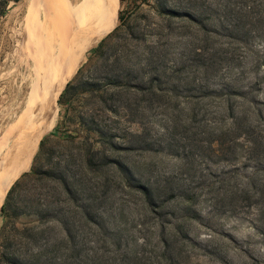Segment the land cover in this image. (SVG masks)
Here are the masks:
<instances>
[{
  "label": "rangeland",
  "instance_id": "rangeland-1",
  "mask_svg": "<svg viewBox=\"0 0 264 264\" xmlns=\"http://www.w3.org/2000/svg\"><path fill=\"white\" fill-rule=\"evenodd\" d=\"M109 2L88 25L77 68L67 82L119 25L121 12L136 38L127 42L125 54L130 59L149 54L145 72L162 76L153 90L161 88L158 93L163 97L151 98L152 105L137 115L148 143L139 147L150 149L113 152L112 158L127 163L137 180L153 188L155 205L148 204L119 172L109 167L95 172L86 168L88 144L53 140L49 143L54 148L52 162L67 163L85 182L81 188L96 190L103 222L95 226L84 217V193L71 200L57 182H37V189L17 190L11 196L7 210L15 203L18 213L4 232L10 235L11 250L36 264H135L139 253L142 264H172L161 256V238L165 237L177 252L173 264H264L258 202L264 197V68L257 67L264 66V28L262 37L250 38L244 47L191 22L160 16L142 0ZM170 2L185 5L182 0ZM73 3L68 0L59 22L51 21V13L40 11L41 23L33 26L39 39H44V51L57 46L64 30L74 26ZM26 4V0H0V67L5 65L4 69L16 46L12 36L26 16ZM229 88L241 90V96L230 95ZM62 90L54 103L52 126L41 133L29 164L11 181L2 205L14 182L29 171L40 140L59 134L63 111L57 100ZM135 95L141 98L140 93ZM129 118L124 113L105 120L118 146H125L130 132H142ZM9 128L11 135L13 128ZM106 143L96 146L103 152L110 146ZM254 143L259 148L253 152ZM48 195L52 210L36 213ZM4 224L0 213V228Z\"/></svg>",
  "mask_w": 264,
  "mask_h": 264
},
{
  "label": "trees",
  "instance_id": "trees-1",
  "mask_svg": "<svg viewBox=\"0 0 264 264\" xmlns=\"http://www.w3.org/2000/svg\"><path fill=\"white\" fill-rule=\"evenodd\" d=\"M18 1V0H13ZM123 3L125 0H119ZM185 5H173L170 0H142V4L151 5L155 12L163 17L176 18L188 21L204 31H214L216 35L226 37L233 43L247 47L250 38L262 37L264 28V0H182ZM151 3V4H150ZM207 3V6H206ZM6 2L3 3V7ZM119 25L116 26L99 44L91 51L87 61L76 71L73 78L67 82L60 93L57 103L62 108L59 134H49L42 138L38 145L28 172L23 173L7 192L5 201L0 208V213L5 217V224L0 228V263L5 264H36L32 258L23 256L10 248V235L5 236L6 225L10 220L18 217L16 204L12 210H7L12 204V194L17 190L32 191L37 189V182H57L59 189L74 200L77 193L85 194L86 206L82 208L84 217L95 226L101 225L104 216L97 208L100 205L96 197V190L85 186L81 176L69 170V165L52 162L53 140L69 141L75 144H88V160L85 166L90 171H97L101 167H109L119 172L126 182L140 191L150 205H155L154 190L150 186L137 180L133 170L124 161L112 158L113 152L132 151L134 149L148 150L139 144H148L145 141V132L142 122L137 121V115L143 114L147 107L152 105L153 99H162L159 94L162 89L154 91V84L160 85L162 76L159 74H146L150 56L143 52L139 57L130 59L125 54L127 42L134 41L129 26L121 12L118 15ZM211 29V30H210ZM122 33L125 35L122 36ZM257 67L263 65L257 64ZM232 70V68H230ZM230 89V88H229ZM241 90L231 88L230 95L241 96ZM159 92V93H158ZM140 93L141 98L135 94ZM132 95V96H130ZM151 97L148 99L147 96ZM148 106H146V104ZM130 117L128 122L142 127V132H130L125 146H118L117 138L111 127L105 125L106 118L118 119L121 114ZM136 119V120H135ZM107 141L108 149L100 151L96 144ZM259 145V144H258ZM259 147L252 145L254 152ZM99 158L98 163L93 160ZM187 199V198H186ZM260 202V219L262 221L260 234L264 236V197ZM93 205H96L93 208ZM92 206V207H91ZM53 208L51 195L44 205L36 208V213H45ZM68 238L71 235L65 228ZM163 250L161 256L169 263L178 259L177 252L173 250L172 241L161 238ZM135 264H142L143 255L135 254ZM134 264V263H133Z\"/></svg>",
  "mask_w": 264,
  "mask_h": 264
},
{
  "label": "bare ground",
  "instance_id": "bare-ground-1",
  "mask_svg": "<svg viewBox=\"0 0 264 264\" xmlns=\"http://www.w3.org/2000/svg\"><path fill=\"white\" fill-rule=\"evenodd\" d=\"M26 1V16L11 35L16 46L8 54L7 68L0 67V208L11 181L29 164L41 133L52 126L55 100L77 68L88 25L105 11L109 2L74 0V26L64 30L65 36L57 46L44 51V39H39L34 23H41L42 11L52 14L51 21L59 22L67 12L68 0ZM10 125L13 133L8 135Z\"/></svg>",
  "mask_w": 264,
  "mask_h": 264
}]
</instances>
